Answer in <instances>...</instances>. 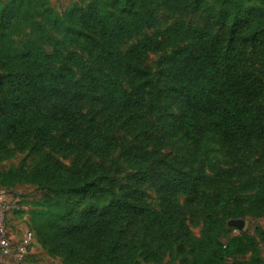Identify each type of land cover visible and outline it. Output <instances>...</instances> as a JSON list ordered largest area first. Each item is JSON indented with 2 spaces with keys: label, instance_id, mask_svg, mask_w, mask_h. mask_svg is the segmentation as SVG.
I'll list each match as a JSON object with an SVG mask.
<instances>
[{
  "label": "trees",
  "instance_id": "obj_1",
  "mask_svg": "<svg viewBox=\"0 0 264 264\" xmlns=\"http://www.w3.org/2000/svg\"><path fill=\"white\" fill-rule=\"evenodd\" d=\"M165 1L79 0L59 14L49 0H0V163L36 149L62 158L83 149L100 159L113 151L115 131L136 143L128 155L135 173L116 199L97 169L63 171L45 159L35 175L21 167L0 172V190L25 182L43 193L45 210L35 214V232L65 264H159L173 251L190 264H226L246 255L247 264H263L253 238L232 236L222 243L221 215L230 207L229 219L264 215V78L241 51L257 48L264 59V0H186V8L224 28L225 37L176 25L160 38L136 39L121 56L118 43L153 29L155 4ZM22 33L29 39L18 48ZM166 49L172 50L154 72L142 65L147 55ZM104 69L123 70L128 89ZM154 80L174 102L163 117V135L151 122L153 105L145 103ZM84 97L91 108L79 114ZM170 137L205 158L256 150L263 173L227 188L225 199L208 196L203 188L213 181L202 166L183 171L164 157L155 168L145 167L146 151L162 149ZM145 185L154 190L156 208L142 204ZM179 195L201 206L198 237L181 221Z\"/></svg>",
  "mask_w": 264,
  "mask_h": 264
},
{
  "label": "rangeland",
  "instance_id": "obj_2",
  "mask_svg": "<svg viewBox=\"0 0 264 264\" xmlns=\"http://www.w3.org/2000/svg\"><path fill=\"white\" fill-rule=\"evenodd\" d=\"M79 0H49L50 7L59 14L70 10ZM186 0H167L163 3L155 4L156 23L153 29L147 30L135 38L124 39L118 43V49L121 56L125 54L129 46L142 37L152 36L160 38L164 36L172 27L182 25L184 27H196L200 29H208L210 35L224 38L226 31L224 28L213 26L205 20L199 13L193 12L186 8ZM29 37L22 33L17 38V47L22 48ZM239 48V47H237ZM172 49H166L158 54L147 55L142 65L150 72L156 70L159 58L165 53H170ZM74 51L83 56L87 64H91L86 53L74 49ZM241 51L244 53L248 65L258 75L264 78V59L260 56V50L257 48L243 46ZM125 62H121L123 69ZM107 74L119 83L125 89H128V81L126 80L123 70L118 72L108 71ZM3 85V74L0 72V89ZM145 103L152 104L153 114L151 122L160 135L164 133L163 117L167 112L174 109V102L169 97L161 84H156L155 80L152 85L145 91ZM92 101L86 97L80 102L79 114H84L91 108ZM0 114L2 108L0 106ZM116 141L115 147L111 153L103 158L96 159L88 152L81 149L80 152L71 158H62L52 156L46 150L36 149L24 153H17L10 160L0 163V172H5L13 168L21 167L27 174L35 175L40 160L47 159L50 163L56 165L63 171L72 170L74 168H87L100 170L107 178V184L110 188L112 199L118 198L121 188L125 185L128 178L135 173L134 166L129 163V149L136 146L135 140L119 131L112 134ZM165 147L158 151L147 150V164L145 167L155 168L158 160L167 157L175 163V165L183 171H190L202 166V172L213 181V185L209 188H203L208 196L220 193L225 199L227 197L225 190L230 186L237 185L241 182L251 181L259 178L263 169L260 162V155L256 150H252L250 155L241 154L237 157H229L223 152L210 154L205 158L200 154L199 149L192 148L189 143L178 137H170L165 139ZM142 204L148 205L150 208H156L157 199L154 190L145 185L141 188ZM0 193L7 198L0 201V204L15 205V210L5 214L4 223L8 228L14 244H17L25 231L32 233V244L24 264H65L64 257L54 248L42 241L36 235L33 219L35 214L44 211L43 193L38 190L33 183H18L12 190H0ZM179 206V215L189 235L198 237L203 227L202 209L197 200L192 196L179 195L177 197ZM232 208H228L221 215V223L223 224L222 243H226L232 236H247L254 239L260 249V257L264 264V215L259 218L245 219H229L228 213ZM36 212V213H34ZM249 255L239 258H232L226 261V264H247L250 260ZM0 264H14L9 259L0 258ZM141 264H148L141 262ZM159 264H190L189 261L182 262V259L175 251L168 253Z\"/></svg>",
  "mask_w": 264,
  "mask_h": 264
},
{
  "label": "built area",
  "instance_id": "obj_3",
  "mask_svg": "<svg viewBox=\"0 0 264 264\" xmlns=\"http://www.w3.org/2000/svg\"><path fill=\"white\" fill-rule=\"evenodd\" d=\"M14 206L0 204V258L9 259L14 264H24V259L28 256L29 248L32 244V233L25 231L18 243L14 244L3 220L5 214L15 210L16 206Z\"/></svg>",
  "mask_w": 264,
  "mask_h": 264
},
{
  "label": "crops",
  "instance_id": "obj_4",
  "mask_svg": "<svg viewBox=\"0 0 264 264\" xmlns=\"http://www.w3.org/2000/svg\"><path fill=\"white\" fill-rule=\"evenodd\" d=\"M7 197L0 193V201H4Z\"/></svg>",
  "mask_w": 264,
  "mask_h": 264
},
{
  "label": "water",
  "instance_id": "obj_5",
  "mask_svg": "<svg viewBox=\"0 0 264 264\" xmlns=\"http://www.w3.org/2000/svg\"><path fill=\"white\" fill-rule=\"evenodd\" d=\"M1 112V111H0Z\"/></svg>",
  "mask_w": 264,
  "mask_h": 264
}]
</instances>
